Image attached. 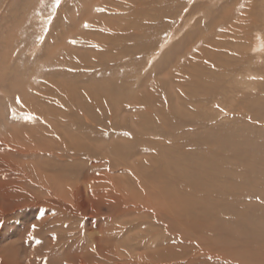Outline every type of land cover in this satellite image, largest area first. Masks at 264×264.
Instances as JSON below:
<instances>
[{"label": "rangeland", "instance_id": "374dc122", "mask_svg": "<svg viewBox=\"0 0 264 264\" xmlns=\"http://www.w3.org/2000/svg\"><path fill=\"white\" fill-rule=\"evenodd\" d=\"M112 2L0 0V264H264V0Z\"/></svg>", "mask_w": 264, "mask_h": 264}, {"label": "bare ground", "instance_id": "6f19581e", "mask_svg": "<svg viewBox=\"0 0 264 264\" xmlns=\"http://www.w3.org/2000/svg\"><path fill=\"white\" fill-rule=\"evenodd\" d=\"M108 1H110V0H108ZM116 1V0H115ZM115 1L113 0V2L115 3ZM92 2V1H91ZM112 2V3H113ZM93 3V2H92ZM103 3V2H102ZM108 3H110V2H107V4ZM105 4H106V2H105ZM91 5V4H90ZM100 5V4H99ZM89 7V6H88ZM264 39V38H263ZM264 47V46H263ZM228 51V50H227ZM246 58H247V56H245ZM251 65V64H250ZM247 66V65H246ZM245 66V67H246ZM242 68H244V67H242ZM241 68V69H242ZM199 74H200V72H199ZM239 76V75H238ZM254 76V75H253ZM251 78H252V76H251ZM254 78V77H253ZM241 79V78H240ZM245 82V81H244ZM248 82V81H247ZM211 85V84H210ZM248 90V89H247ZM251 90V89H250ZM248 93H250V92H248ZM252 96V95H251ZM250 97V96H249ZM235 98V97H234ZM233 99V98H232ZM95 102L97 103V104H99V102L97 101V100H95ZM216 103V102H215ZM141 185V184H140ZM146 185V184H145ZM147 186V185H146ZM187 187L189 186L190 187V185H186ZM143 187H145V186H143ZM148 187V186H147ZM147 187H146V189H147ZM183 187H185V186H183ZM186 187V188H187ZM157 188H159V187H156V189ZM170 188V187H169ZM144 189V188H143ZM160 189H161V194L163 193V197H162V199L163 200H165L166 198H168L169 199V201L167 200H165L167 203V205L170 207V206H172V207H174V205L175 204H177V207L176 208H178V210H179V213H180V207H182L183 209H187L188 208V206H189V203H191V204H193L192 202H189V200H187V198H185V197H187V196H189L190 194H185V193H181L180 191H179V189H175V188H173V187H171L170 189H171V191L170 190H168V188L166 189V190H164V189H162L161 187H160ZM188 189V188H187ZM186 189V190H187ZM156 192V191H155ZM155 192H154V195H155ZM187 192V191H186ZM156 196V198H157V194L155 195ZM174 197H176V198H174ZM180 197V198H179ZM136 198H138V197H136ZM158 199V198H157ZM157 199H156V201H157ZM171 199V200H170ZM175 199H177V200H175ZM134 200V199H133ZM160 200V199H159ZM156 201H155V203H156ZM185 206V207H184ZM173 209V208H172ZM177 212V211H176ZM181 213H183V214H181L182 215V217L184 218V219H186L187 221L188 220H190V218H189V216H187L188 215V213L186 212V211H184V212H181ZM181 217V216H180ZM183 219V220H184ZM181 220V219H180ZM218 228V227H217ZM217 228H215V229H217ZM233 234H235V231H233V232H231V236H230V238L232 239V240H235V241H237L238 239H237V236H234ZM109 236V235H108ZM215 238H222V232H221V229H219V231H218V235H215L214 236ZM222 244V243H221ZM24 246V245H23ZM47 247V246H46ZM122 251V250H121ZM34 256V255H33ZM118 261V260H117ZM37 262V260H35V263ZM39 264V263H38Z\"/></svg>", "mask_w": 264, "mask_h": 264}, {"label": "snow or ice", "instance_id": "6c2138e0", "mask_svg": "<svg viewBox=\"0 0 264 264\" xmlns=\"http://www.w3.org/2000/svg\"><path fill=\"white\" fill-rule=\"evenodd\" d=\"M56 3L59 4V0H56ZM87 27V25H85ZM73 43H75V41H73Z\"/></svg>", "mask_w": 264, "mask_h": 264}]
</instances>
